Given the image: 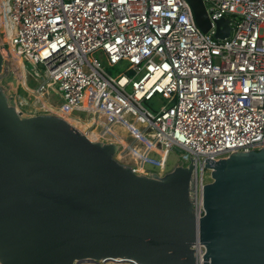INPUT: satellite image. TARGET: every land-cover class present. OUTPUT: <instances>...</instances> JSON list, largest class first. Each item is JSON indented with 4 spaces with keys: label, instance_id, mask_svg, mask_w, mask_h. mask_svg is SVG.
<instances>
[{
    "label": "built area",
    "instance_id": "2783aa9c",
    "mask_svg": "<svg viewBox=\"0 0 264 264\" xmlns=\"http://www.w3.org/2000/svg\"><path fill=\"white\" fill-rule=\"evenodd\" d=\"M203 2L207 33L189 0H9L0 28V38H9L0 50L12 46L35 84L26 78L38 98L16 94L19 109L55 114L43 101L52 104L54 94L63 99L56 108L86 114L98 129L95 141L123 149L112 133L120 128L123 139L147 140L160 161L146 158L158 166L146 175L164 174L178 151V165L197 169V219L212 181L206 159L264 150V0ZM221 19L230 26L224 39L215 37ZM105 63L126 68L114 77ZM154 99L160 104L148 105ZM193 248L204 264L206 247L197 241Z\"/></svg>",
    "mask_w": 264,
    "mask_h": 264
},
{
    "label": "water",
    "instance_id": "95a60500",
    "mask_svg": "<svg viewBox=\"0 0 264 264\" xmlns=\"http://www.w3.org/2000/svg\"><path fill=\"white\" fill-rule=\"evenodd\" d=\"M189 2L207 33L203 0ZM216 24L215 37H228L229 21ZM18 88L0 51V264H197V241L204 264H264V150L206 159L212 181L197 219L193 163L136 173L117 160L119 144L19 109Z\"/></svg>",
    "mask_w": 264,
    "mask_h": 264
},
{
    "label": "rangeland",
    "instance_id": "374dc122",
    "mask_svg": "<svg viewBox=\"0 0 264 264\" xmlns=\"http://www.w3.org/2000/svg\"><path fill=\"white\" fill-rule=\"evenodd\" d=\"M0 47H1V45H0ZM6 48L7 49L9 48V50H10L11 47L10 46H7ZM0 51H2V54H3L4 58H5V52H4V50L1 49ZM12 59H13V56L11 57V60ZM25 63H26V68H27L28 71H31V70L34 69V66L32 64H30L28 62H25ZM13 67H14V64H13ZM104 67H105V70L108 73H110L112 76H114V77L115 76H119L122 72H124V69L126 68L125 65H123V66H120V65H118V66H112V65L107 64V63L104 64ZM26 78H28V83L31 86L32 85H35L34 82L29 78V76L26 77V72H25L24 73V76L21 79L20 84H23L24 87H26L28 91H27V93H25L24 89L22 87H20L15 92H16V94H18L21 97V100L22 101H23L24 97H26L28 101H33L34 102L35 99L33 98V94L31 95V93H30L31 92L30 91L31 88L28 86V84L26 82ZM50 99L52 101V104L55 103L56 105L57 104L60 105V104L63 103V99H61L59 96H55L54 94H51ZM151 104L154 107H156L157 105L160 104V101L158 99H154L148 105H151ZM29 110H30L29 107H23V111L24 112L28 113ZM54 113L55 114H58V115H62L65 118H67V119H69L71 121V118L70 117L68 118L67 115H63V114L57 113L55 111H54ZM72 116L73 117H76V118H81V120H87V117H86V114L85 113H78V112H76ZM94 128H96V127H94ZM94 128H92V129H94ZM117 142H118V140H117ZM125 142L127 143L128 146H130V147H136V148L140 149L142 151V153H143L145 146L143 144H141L140 142H138L137 140L126 139ZM124 148L125 147H123V149ZM123 149H121V151L116 156V158H117V160L119 162H121V163H123L125 165H128V166H131V167H135L137 169L138 168L139 169L141 168L143 171H155V170L158 169V166L154 162H151V161L144 162L145 161L144 158L143 159H138V160L136 158H134L132 155H130V152H129L130 151V148H127L126 150L125 149L123 150ZM180 157L181 156H180V153L178 151L172 152L171 155H170V158H169V162L167 163V165L165 167V170L162 171V173H167V172L171 171L175 166H177L181 162ZM146 158H148L150 160H153L154 159L155 161H160L159 156L156 153H154L153 151L148 152V155H146L145 159ZM134 159H136V161ZM143 171H139V173H142ZM81 264H131V263L128 262V261H123V262L116 263V262H113V261L110 260V261H106V262L86 261V262H83Z\"/></svg>",
    "mask_w": 264,
    "mask_h": 264
},
{
    "label": "bare ground",
    "instance_id": "6f19581e",
    "mask_svg": "<svg viewBox=\"0 0 264 264\" xmlns=\"http://www.w3.org/2000/svg\"><path fill=\"white\" fill-rule=\"evenodd\" d=\"M8 3L9 0H4L3 1V8L0 9V28H3V19H4V15L3 12L7 13L8 12ZM5 40H9L8 37L5 38H0V43L5 42ZM5 52V60H9L11 63V68L12 70L15 72V75L17 77L18 80V84H20L22 77L24 76V73L26 72V69L24 67L23 64V59L17 54V52L14 50V48L11 46L10 50H5L3 49ZM13 56V59L11 60V57ZM16 62V63H15ZM31 91V90H30ZM31 95L33 94V98L35 99L34 102L37 100V95L35 93H33L32 91L30 92ZM55 98V97H54ZM27 100V98H26ZM56 100V99H55ZM44 104L45 106L51 110L52 112H57L63 115H67L68 118H71V121L67 118H65L64 116H62L63 118H65L71 125H73L76 129H78L80 132L86 134L91 140H96L99 138V132L98 129L94 128V129H90V127L92 126V122L87 121V120H80L76 117H73L70 115V110L68 108H56L54 105H52L49 101L44 100ZM58 103V102H57ZM54 110V111H53ZM113 134H115L118 138V142L121 143L125 148V150L127 148H130V155H132L134 158L138 159H143L147 161V159H145L146 155H148V152H151L154 150L155 147H153L147 140H143L141 141V144H143L145 146L144 151L142 153V151L136 147H130L127 145V143L125 142L126 139H123L122 136H119V134H125V130L124 129H118L116 131H112ZM139 142V141H138ZM135 143V142H134ZM138 146V145H137ZM123 149V150H124ZM127 154V153H126ZM136 159H134L136 161ZM149 162V161H148ZM143 164V163H142ZM138 166V165H137ZM140 166V165H139ZM139 171H142V169L138 168ZM113 262L119 263V262H123L124 260L122 259H113L111 260Z\"/></svg>",
    "mask_w": 264,
    "mask_h": 264
},
{
    "label": "crops",
    "instance_id": "0c3cea01",
    "mask_svg": "<svg viewBox=\"0 0 264 264\" xmlns=\"http://www.w3.org/2000/svg\"><path fill=\"white\" fill-rule=\"evenodd\" d=\"M3 1L4 0H0V9L3 8Z\"/></svg>",
    "mask_w": 264,
    "mask_h": 264
}]
</instances>
